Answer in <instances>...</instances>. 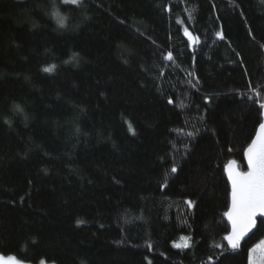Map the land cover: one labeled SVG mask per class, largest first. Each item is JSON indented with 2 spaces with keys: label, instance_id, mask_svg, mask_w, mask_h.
<instances>
[{
  "label": "trees",
  "instance_id": "16d2710c",
  "mask_svg": "<svg viewBox=\"0 0 264 264\" xmlns=\"http://www.w3.org/2000/svg\"><path fill=\"white\" fill-rule=\"evenodd\" d=\"M260 104L261 0H0V254L248 264L264 221L227 245L224 166Z\"/></svg>",
  "mask_w": 264,
  "mask_h": 264
},
{
  "label": "snow or ice",
  "instance_id": "6c2138e0",
  "mask_svg": "<svg viewBox=\"0 0 264 264\" xmlns=\"http://www.w3.org/2000/svg\"><path fill=\"white\" fill-rule=\"evenodd\" d=\"M61 2L66 7L79 6L82 0H61ZM261 2L264 3V0H261ZM53 16L57 24L63 28L66 17L61 15L59 11L53 12ZM249 34L251 35V33ZM185 36L188 37L189 41L194 42L196 39L187 30H185ZM217 36L223 39L221 33H217ZM75 58L74 54L70 59ZM164 59L172 61V53L169 52L164 56ZM52 70V66L44 68L45 72H51ZM169 103H172V101L170 100ZM15 109L18 112L22 111L19 105H15ZM260 109V122L256 135L244 150L247 171H237L235 160L228 161L224 166L231 191L229 193L230 203L228 210L223 214L228 220L230 229L223 239L233 250L237 249L240 246V240L256 227L257 216L264 217V104H260ZM5 123L10 124V121H5ZM129 131L134 134L130 124ZM188 135H192V133ZM176 171V167L173 166L171 172L175 173ZM186 203L189 207L193 204L190 200L186 201ZM216 246L220 247V245ZM174 247L188 248L191 247V244L188 239H185L183 243L175 244ZM257 252H259V255H256ZM0 264H25V261L18 259L15 255H0ZM40 264H46V261L42 259ZM248 264H264V240H261L259 244L249 250Z\"/></svg>",
  "mask_w": 264,
  "mask_h": 264
},
{
  "label": "water",
  "instance_id": "95a60500",
  "mask_svg": "<svg viewBox=\"0 0 264 264\" xmlns=\"http://www.w3.org/2000/svg\"><path fill=\"white\" fill-rule=\"evenodd\" d=\"M255 135H256V133H255ZM255 135H254V136H255ZM253 138H254V137H253ZM243 160H244V164H245V170H247V162H246V159H245V157H244V154H243ZM235 168H236L237 171H239L238 168H237V165H235ZM225 178H226V182H228V185H229V192H230V191H231V188H230V184H229V181H228V178H227V174H226V172H225ZM229 203H230V198H229ZM225 218H226V217H225ZM258 220H263V221H264V217L257 216V218H256V227H257V224H258V223H257ZM226 221H227V224H229L227 218H226ZM229 227H230V226H229ZM256 227L253 228L249 233H247V234H246V235L240 240V242H244V240H247L251 235H253V233H254Z\"/></svg>",
  "mask_w": 264,
  "mask_h": 264
},
{
  "label": "rangeland",
  "instance_id": "374dc122",
  "mask_svg": "<svg viewBox=\"0 0 264 264\" xmlns=\"http://www.w3.org/2000/svg\"><path fill=\"white\" fill-rule=\"evenodd\" d=\"M258 244H259V243H258ZM255 246H256V245H255ZM0 255H2V254H0ZM256 255H259V252H257ZM25 264H28V263H25ZM39 264H40V263H39ZM46 264H47V263H46Z\"/></svg>",
  "mask_w": 264,
  "mask_h": 264
}]
</instances>
